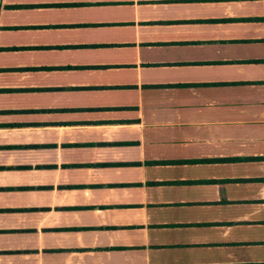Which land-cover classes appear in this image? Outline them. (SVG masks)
Wrapping results in <instances>:
<instances>
[{
	"label": "crops",
	"instance_id": "1",
	"mask_svg": "<svg viewBox=\"0 0 264 264\" xmlns=\"http://www.w3.org/2000/svg\"><path fill=\"white\" fill-rule=\"evenodd\" d=\"M264 262V0H0V264Z\"/></svg>",
	"mask_w": 264,
	"mask_h": 264
},
{
	"label": "trees",
	"instance_id": "2",
	"mask_svg": "<svg viewBox=\"0 0 264 264\" xmlns=\"http://www.w3.org/2000/svg\"><path fill=\"white\" fill-rule=\"evenodd\" d=\"M223 264H264V262L223 263Z\"/></svg>",
	"mask_w": 264,
	"mask_h": 264
}]
</instances>
